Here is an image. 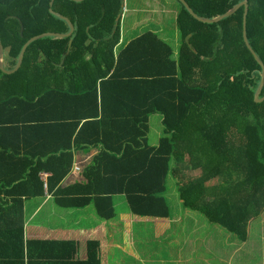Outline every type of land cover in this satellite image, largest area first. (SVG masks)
Returning a JSON list of instances; mask_svg holds the SVG:
<instances>
[{"label": "trees", "instance_id": "obj_1", "mask_svg": "<svg viewBox=\"0 0 264 264\" xmlns=\"http://www.w3.org/2000/svg\"><path fill=\"white\" fill-rule=\"evenodd\" d=\"M185 1L204 20L247 2L248 42L264 64V0ZM177 2V54L150 32L116 54L125 0H0L7 69L31 39L70 32L51 10L73 26L69 38L32 43L15 72L0 68L3 264H25L23 207L44 196L42 172L50 173L57 207L92 206L103 222L116 219V196L127 198L137 219L168 220L172 178L186 211L247 241L248 224L264 211V100H255L262 66L244 42V7L204 24ZM153 115L163 126L155 147L148 143ZM90 147L100 150L80 183L62 187L72 150Z\"/></svg>", "mask_w": 264, "mask_h": 264}, {"label": "crops", "instance_id": "obj_2", "mask_svg": "<svg viewBox=\"0 0 264 264\" xmlns=\"http://www.w3.org/2000/svg\"><path fill=\"white\" fill-rule=\"evenodd\" d=\"M154 1L161 2V0H130V4L136 6L137 4L153 3ZM171 6V18L174 24L181 7ZM167 10L166 8H163L160 12L152 8L148 11L144 10L142 14L145 17L142 22L134 21L127 26V30L122 29V41L120 46L115 49V53L119 54L133 40L150 32L158 35L161 40L163 39L164 42L171 45L175 54H177L182 45L181 36L169 40L170 36L165 33V19L162 20V18L167 13ZM136 29L137 34H133L136 33ZM127 32L132 34L128 35L132 38L126 43L124 39ZM6 60L5 56V66L7 65ZM152 119L151 116L148 143L150 146L155 147L158 146L163 136V126L160 117L158 121L161 123V130L157 131L158 135L155 140L151 141ZM99 150V147L72 150V164L61 186L69 187L75 183H80L83 168L92 163L94 156L99 153ZM74 164L81 168L79 173L73 172L71 169ZM44 174L45 172L40 174V179L44 183V196L25 201L23 207L25 215V264H76L79 261L82 262L81 264H85V262L83 263V261H86L84 260L86 259L84 258L85 253L90 251L93 256L94 254L98 255L97 248L93 246L103 248L101 256L99 255L100 259H97L101 261L100 264H105L106 256L104 257V255L106 254H108V259L114 262L113 255L115 253H124L122 250L123 244L120 241L122 231L133 232L128 248L132 254H129L133 259L137 257L141 260H143V256H146V261H143L145 264H176L179 255L182 254V250L184 251V256L185 254L196 255V261H198L197 255L200 251H202L199 255L200 259H204L202 256L207 254L215 260L224 261L223 264H250L248 253L252 252L259 253L260 263L264 261V211L259 218L252 220L248 224V238L245 243L238 242L217 227L205 225L194 214L186 216V212L189 211L183 208L182 202L179 203L182 207L176 206V217L172 216L170 209L171 215L168 220L151 221L133 217L127 198L125 196H116L114 200L115 206H122L125 199L130 213L126 219L124 218L123 222H120L117 220L118 212L116 207V219L112 222H103L96 217L92 206L80 210H65L57 207L53 194L48 192L47 181L50 173H46L45 178L43 177ZM117 197H123V199H119L116 203ZM183 230H185L184 235L188 233L190 238L195 241L194 245H188L186 249L175 248L174 257L170 255L172 253L171 249L165 251L164 248H157L152 252L149 251L150 242L148 240L157 244H159V241L162 247L166 242L165 238L170 236L168 238L170 241L181 238ZM149 234L151 236H148ZM133 242H136L134 245L136 247L134 248L135 250L131 246ZM204 242H206V245H204ZM135 253L138 254L135 255ZM106 262L108 263V260Z\"/></svg>", "mask_w": 264, "mask_h": 264}, {"label": "rangeland", "instance_id": "obj_3", "mask_svg": "<svg viewBox=\"0 0 264 264\" xmlns=\"http://www.w3.org/2000/svg\"><path fill=\"white\" fill-rule=\"evenodd\" d=\"M169 3H171L169 5ZM173 5L174 7H181L179 6V3L177 2V0H161L160 1H154L153 3H150V2H146L145 4L144 3H141V4H137L136 6H132L130 4V0H125V9H124V22H123V25H122V29H126L127 30V26L130 25V23L136 21V22H142L143 21V18L145 17L142 12L144 10H149V9H155L157 12H160L163 10V8H166L168 9L167 10V13L165 15H163V18L162 20L165 19V33L167 35L170 36V39H174L175 37L179 36V33H178V30H177V25H176V22H174L173 24V21H172V14H171V9H172V6ZM160 14V13H159ZM155 18V16H153ZM136 33H133V34H137V29L135 30ZM128 35H132L130 34L129 32H127V35H126V38L124 39L125 42L127 43L132 37H129ZM163 40V39H162ZM170 42V41H169ZM172 44V43H171ZM6 56V55H5ZM8 62V61H7ZM7 66V65H6ZM152 125H151V134H150V140L153 141L155 140L156 136L158 135L157 131L161 130V123H159V118L160 116L159 115H153L152 116ZM215 183V182H214ZM167 194L165 195V198L168 202V205L171 209V214L173 217H176V206L179 205V203H181V200H179V195H178V189H177V185H176V182L173 181L172 178H169V181L167 182ZM119 199H123V197H117L116 198V203L117 201H119ZM123 205L122 206H116L117 207V212H118V221L120 222H123L124 218L126 219V217L129 215V207H128V204L127 202L125 201L124 199V203H122ZM117 205V204H116ZM182 207V205H179ZM190 214H194L198 219H200V221H202V223H205V225H208L207 222L205 221V219L201 216V215H198L197 213H193L191 211L189 212H186V216H189ZM122 231V230H121ZM183 232V236L181 238H176L174 240H168V238L170 236H168L167 238H165L166 242L163 244V246L161 247V244L160 242L158 241L159 244H157L156 242H152L151 240H148L149 243V251L152 252L153 250H156L157 248H164L165 251H167L168 249H171V256L173 255L174 257V254L176 253V250H174L175 248H184L186 249V247L188 245H192L195 241L190 238L189 234L186 233L184 235V232L185 230L182 231ZM202 235V234H201ZM133 236V232L132 233H128V232H125V231H122V235H121V243L123 244L122 245V250L124 251V253L120 252V253H115L113 255V259H114V262L113 261H110L108 259V254L104 255L105 257V264H145V262L143 261H146V256H143V260H141L140 258H137L136 259L132 258L130 254H132L128 248H129V242H130V239L132 238ZM148 236H151V234H149ZM149 239V238H148ZM136 242H133V244L131 245L133 247V250H135L134 248H136L134 245H135ZM209 243V242H208ZM207 243V245H208ZM179 245V246H178ZM194 245V244H193ZM204 245H206V242H204ZM77 247V246H75ZM95 248H97V251H98V255H95L93 256L92 252H88V253H85V257L86 261H83V263L85 262V264H100L101 261L97 260V259H100L99 255L101 254L103 248H100L98 246H93ZM202 251H200L197 255V259L198 261H196V255H190V254H185L184 256V251L182 250L181 251V255H179L178 257V260L176 261V264H209V263H212V264H223L224 261H221L219 259L215 260L214 258H211L210 255H203L202 258L204 259H200V254H201ZM24 253H25V245H24ZM128 253V254H126ZM130 253V254H129ZM138 253H135V255H137ZM5 255V253H4ZM101 256V255H100ZM172 257V258H173ZM3 258V255H2V251L0 250V264H3L4 262V259L3 261H1ZM111 259V258H110ZM248 259L250 260V264H263L264 261H261L260 263V255L259 253H248ZM108 260V263L106 262ZM203 260H206V261H203ZM90 261V262H88ZM110 262V263H109ZM82 262L79 261L77 262L76 264H81Z\"/></svg>", "mask_w": 264, "mask_h": 264}, {"label": "water", "instance_id": "obj_4", "mask_svg": "<svg viewBox=\"0 0 264 264\" xmlns=\"http://www.w3.org/2000/svg\"><path fill=\"white\" fill-rule=\"evenodd\" d=\"M74 2H82L84 0H72ZM179 2H181L188 10L189 12L192 14V16L197 19L198 21L204 23V24H213V23H218L226 18H229L231 17L233 14H235L241 7H244L245 8V13H244V25H243V38H244V42L247 46L248 49H250V51L252 52V54L254 55L255 59L258 61V63L262 66V74H261V82L259 84V87L255 93V100L256 102H262L264 100V96L263 98H260V95H261V92L263 90V87H264V64L263 62L260 60V58L255 54V52L253 51V49L250 47L249 45V42H248V38H247V32H246V19H247V14H248V11H249V6L247 4V2H243L241 4H239L235 9H233L231 12L221 16V17H218L217 19H213V20H204L200 17H198L194 11L190 8V6L188 5V3L185 1V0H177ZM53 2H51L50 6L52 7L53 6ZM51 13L56 15L57 17L63 19L64 21L67 22V24L69 25L70 27V32L67 34V35H57V34H43L41 36H38V37H35L33 39H31L30 41H28L25 46L23 47L22 49V52L19 56V59H18V63L16 65V67L14 69H7L6 66H5V55L8 54L10 52V49H5L1 40H0V68L3 69V71H5L6 73H13L15 72L17 69L20 68V66L22 65V62H23V58H24V55H25V52H26V49L34 42L36 41H39L43 38H49V37H56V38H69L71 37L72 33H73V26L71 24V22L63 17H61L60 15H57L55 14L52 10H51ZM23 27L21 28V36H23ZM188 42L190 43V38H188ZM71 47V43L69 44V49Z\"/></svg>", "mask_w": 264, "mask_h": 264}, {"label": "built area", "instance_id": "obj_5", "mask_svg": "<svg viewBox=\"0 0 264 264\" xmlns=\"http://www.w3.org/2000/svg\"><path fill=\"white\" fill-rule=\"evenodd\" d=\"M71 169L73 170V172H76V173H79L81 168L77 165V164H74ZM43 177L45 178L46 177V173L43 175Z\"/></svg>", "mask_w": 264, "mask_h": 264}]
</instances>
